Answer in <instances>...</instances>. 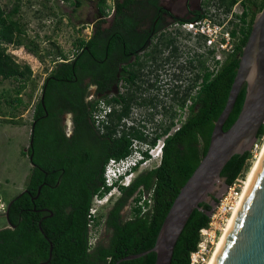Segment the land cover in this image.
Masks as SVG:
<instances>
[{
	"label": "trees",
	"instance_id": "trees-1",
	"mask_svg": "<svg viewBox=\"0 0 264 264\" xmlns=\"http://www.w3.org/2000/svg\"><path fill=\"white\" fill-rule=\"evenodd\" d=\"M20 1L16 0L14 7L8 11H5L0 4V77L22 80L14 97L7 100L9 105L14 106L22 103L19 97L20 90L24 87V82L31 78L30 66L17 63L5 48L7 43L17 45L22 43L19 36L24 30L14 17L19 10ZM66 1L76 7L81 3L80 0ZM236 1L219 0L222 5L226 6V12ZM135 2L138 0H124L123 3L120 0H113L117 10L115 20L119 22L118 14L124 5L129 6ZM241 2L244 6L242 13L236 15L239 20L233 23L230 29L231 35L238 37L234 51L225 57L216 72L208 71L204 61L201 58L198 59V71L192 86L198 83L200 87L194 95L190 96L189 113L180 127L165 138L159 166L137 173L129 185L119 187L120 196L105 214L104 222L111 232L106 244L103 242L92 244L89 235L91 219L89 210L93 197L96 194L102 197L110 190V187H103L105 163L111 157L120 158L126 155L129 152L132 138L145 139V137L135 125L129 127L122 125L121 130H117L121 119L129 115L131 108L130 100L123 102L120 96L111 100L106 98V104L113 101L115 104L123 103V105L112 106V110L107 114L109 123H106L104 130L99 133L100 129L95 127L92 119V111L96 108L95 102L85 100L87 84L82 85L79 78L78 65H80L81 58L89 53L84 50L78 54L76 61H68L64 53L59 51L61 52L59 56L62 57L54 62V66L46 76L43 104L39 97L34 105L32 120V123L35 122L34 144L36 146L38 137L41 136L38 131L42 120L58 112L71 110L74 114L73 120L77 123L76 131L92 130L98 137L97 156L104 157L99 182L87 188L82 180H75L77 177L68 176L71 170L67 162L76 166L82 164L85 162L84 156L89 149L82 142L80 144L79 141H75L77 140L76 135L68 138L62 133L60 137L63 141H73L79 146L67 152L68 156L62 159L63 163L54 166L41 163L48 175L44 176L43 173L34 170L31 176L32 183L6 202L9 223L7 222V226L0 228V264H38L41 261H47L45 264L155 263L154 252L130 259L122 258L142 253L153 247L162 222L179 189L192 174L207 150L214 122L225 106L242 47L255 17V13L250 10V7L255 4L254 1L241 0ZM263 4L264 0L259 6V11ZM97 8L100 14L98 24L102 25L106 22V15L109 12L106 0H97ZM129 15V20L136 16L135 13ZM204 15L196 11L189 19L182 18L180 21L196 20ZM106 33L104 45L110 38L107 49L109 58L114 48L113 43L121 37L120 27L106 28ZM74 44L75 50L88 46L96 59L104 56L103 50L99 53L94 50L92 40L77 37ZM28 50L34 52V49L30 47ZM117 67L118 61L115 60L111 67L113 77L117 73ZM105 88L109 89L100 85L98 92ZM245 92L246 86L243 85L223 125L224 130L237 118ZM133 101H135L134 98ZM170 129L169 125L165 126L161 129V133H156L155 138L166 134ZM263 135L264 123L258 130L257 139L260 140ZM251 157V151L248 150L241 154H234L227 161L220 173L225 186L230 185L240 173L243 174L248 170ZM34 160L38 162L36 158ZM59 166L64 167V173L58 177L54 171ZM77 169L80 171L83 166H78ZM39 183L42 186L37 194ZM148 192L151 193V202L144 200L142 204H139L144 193ZM35 195L37 197L33 199ZM210 198L214 204L217 203L216 196L211 194ZM129 199L133 200L131 216L123 218L121 211ZM211 201L200 202L198 207L191 212L177 239L170 264H189V254L196 249L199 232L208 224L213 205ZM143 208L146 210L144 211Z\"/></svg>",
	"mask_w": 264,
	"mask_h": 264
},
{
	"label": "flooded vegetation",
	"instance_id": "flooded-vegetation-1",
	"mask_svg": "<svg viewBox=\"0 0 264 264\" xmlns=\"http://www.w3.org/2000/svg\"><path fill=\"white\" fill-rule=\"evenodd\" d=\"M120 1L124 2V0ZM177 1L138 0L132 5H124L118 14L119 22L115 20L117 10L113 4L111 12L106 15L104 24L99 25L93 22L90 24L89 35L84 38L92 40L94 50L98 53L103 50L104 56L96 59L88 46H85L75 50L71 57L67 59L68 61H76L78 54L82 51L86 50L89 53V55H84L81 58L80 65H78L81 83L82 85L87 84L86 101L95 102V106L100 101L106 105V98L111 100L120 96L123 102L130 100L132 104L134 98L135 105L138 108H143L147 113L150 112V109L153 113H156V106L163 105L162 111H165V109L171 111L175 106L178 109L186 106V102L191 96V90L195 88L194 95L200 85L194 86V84L192 86L193 83L190 81L191 50L187 41L189 34L182 32L175 23L182 18L189 19L196 11L202 14L210 11L217 12V10L226 11V6L218 1L217 6L220 5L221 8L214 7L210 10L211 8L203 7L200 9L203 0H186L185 5L187 6H193L197 1L198 9H194L190 16L179 17L174 13L177 10ZM238 3L239 0L231 6L228 12H233ZM177 11H180V9ZM131 13H135L136 16L129 20V14ZM111 27H120L121 37L113 43L114 48L108 58L107 49L110 38L107 44L105 42V45L104 41H106V28ZM115 60L118 61V67L117 73L113 77L111 67L112 62ZM45 80L46 77L41 85V94L45 91ZM100 85L109 89L106 90L105 88L103 91L98 92ZM107 105L111 106L112 110V106L123 105V103L115 104V102L110 101ZM45 115H47L46 111ZM73 116L71 110H65L42 120L38 131L41 136L38 137L36 146L33 140L34 122L33 130H30L26 150L29 162L26 186L32 183L31 176L34 170L47 176L48 173L42 167V164L54 166L63 163L62 159L68 156L67 152L71 148L79 146L78 143L73 141H63L60 137L62 133L68 138L76 135L77 140L75 141H79L80 144L82 142L89 149V152H86L84 156L85 162L78 165L83 166L82 170L79 171L78 166L67 162L71 170L68 176L77 177L75 180H82L87 188H91L99 182L104 157L99 158L97 156L98 137L92 130L76 131L77 123L73 120ZM146 118L148 119V115ZM54 173L59 177L64 173V167L59 166ZM41 186L42 184L39 183L38 187ZM212 195L218 197L216 194ZM36 197L37 195L33 199ZM208 201H211V198ZM100 242L97 241L94 244Z\"/></svg>",
	"mask_w": 264,
	"mask_h": 264
},
{
	"label": "rangeland",
	"instance_id": "rangeland-1",
	"mask_svg": "<svg viewBox=\"0 0 264 264\" xmlns=\"http://www.w3.org/2000/svg\"><path fill=\"white\" fill-rule=\"evenodd\" d=\"M78 7L66 0H21L19 2V10L15 14V18L19 21L23 28V33L19 36L22 43L13 44L7 43L5 48L13 59L23 65L27 64L31 68V78L24 82V87L20 90L19 97L22 99L20 105H9L7 100L14 97L16 89L22 83L20 79L9 78L2 79L0 77V196L6 203L13 196L19 194L26 186V175L28 172V160L26 150L29 143L31 123L33 120L34 105L40 97L41 85L44 78L50 73L54 62L59 61V54L62 51L65 57L69 58L76 49L74 44L77 37H86L91 30L90 24L98 23L100 14L97 8V0H80ZM219 0H203L200 9L203 7L221 8L217 6ZM254 6L250 7L255 15L259 12V6L263 0H252ZM16 0H0V4L5 11L14 7ZM197 2V1H196ZM196 2L193 6L185 5L186 0H178L176 8L180 11H174L179 17L190 16L194 9H198ZM106 4L111 12L113 0H106ZM241 0L234 7L235 13H240L243 10ZM218 12L221 10H217ZM104 24V23H103ZM232 28V27H228ZM183 32V31H182ZM187 41L190 46V81L194 83V77L198 71V59L204 61L205 58L199 49L202 48L201 43H196L191 34L188 35ZM28 47L34 49L30 52ZM36 47V48H35ZM190 60V61H191ZM195 84L194 86H197ZM191 90V95L194 93ZM166 100V99H165ZM157 111L147 113L143 108H138L134 101L131 104L128 116H124L117 130H121V126H127L129 123H136V128L143 134L147 132H158L166 125L167 117L170 119L177 118L180 113L178 107L175 106L173 110L162 111V106H156ZM144 124L140 125V119H143ZM148 115V119L146 116ZM155 119H162V122L155 123ZM169 119V120H170ZM164 120L165 123H164ZM142 129V130H141ZM150 135V134H148ZM259 148L254 151L250 161L249 167L246 171L247 178L252 170V167L257 159V155L264 144V135L260 140ZM139 171L135 172L137 175ZM247 180V179H246ZM224 179L221 178L216 183L211 194L220 196L224 191ZM112 195H107L101 199L96 215V219L90 223L89 235L92 244L97 241L106 242L110 237V230L105 227V214L112 206L114 201L120 196V192L113 190ZM133 200L129 199L126 206L122 210V217L128 218L131 216V208ZM232 215V214H231ZM229 219V218H228ZM7 226L5 215L0 213V228ZM226 226V225H225ZM224 226V227H225ZM223 232V229H222ZM218 231L217 238L221 235ZM219 237V239H220ZM219 239H216L219 241ZM216 243V247L218 244ZM215 247V248H216ZM215 250V249H214ZM213 254V253H212ZM211 259V257H210Z\"/></svg>",
	"mask_w": 264,
	"mask_h": 264
},
{
	"label": "water",
	"instance_id": "water-1",
	"mask_svg": "<svg viewBox=\"0 0 264 264\" xmlns=\"http://www.w3.org/2000/svg\"><path fill=\"white\" fill-rule=\"evenodd\" d=\"M243 85L246 86V92L242 107L234 122L224 130L223 125ZM43 100L44 93L40 95L42 104ZM263 123L264 4L255 15L242 47L225 106L214 122L207 150L174 198L155 244L142 253L122 259L154 252L156 255L154 264H170L177 239L191 212L200 202L210 200L213 188L221 179L220 173L224 165L234 154L251 149ZM33 127L34 122L31 130ZM40 188L38 187L37 193ZM211 203L214 205L213 201ZM7 209L5 218L9 223ZM50 256L51 244L49 259ZM45 263L47 261L38 264ZM212 264H264V154Z\"/></svg>",
	"mask_w": 264,
	"mask_h": 264
},
{
	"label": "built area",
	"instance_id": "built-area-1",
	"mask_svg": "<svg viewBox=\"0 0 264 264\" xmlns=\"http://www.w3.org/2000/svg\"><path fill=\"white\" fill-rule=\"evenodd\" d=\"M240 14L241 12L238 14L234 11H210L196 20L178 21L175 24L183 32L191 34L192 39L196 43L202 44L203 49H199V51L202 52L200 54L207 57L204 59L206 69L210 72H216L221 67L225 57L234 51L238 42V37L232 36L230 28L228 27H232L233 23L238 22L239 19L236 15ZM209 51H211V53H209ZM190 105L191 99L186 102L184 108L178 109V111L182 113V116L180 114L179 117L175 119L167 117L168 120H164V123L165 121L167 122L164 126L169 125L171 127L170 131L166 134H161V136L155 138L157 132L145 131V134H143L145 139H131L129 152L126 155L120 158L111 157L107 160L103 170V187H110V190L102 197L97 194L94 195L89 210V215L91 216L90 223L93 222V217L97 214V206L101 204V199L107 195H112L111 192L113 190L120 192V186L129 185L131 180L135 177L136 171L141 172L159 166L163 155L165 138L180 127L189 113L188 106L190 107ZM165 107L167 108L166 103ZM110 111L111 106L105 105L101 101L92 111L94 125L99 128L101 132L104 130L106 123H109L107 114ZM139 117H143V119H140V125L144 124L145 117L143 115ZM159 122H162V119H155V123ZM131 125L136 126V123L131 121L126 127ZM158 132L161 133V130ZM153 138H155V140L152 142ZM257 140L249 150L252 155L254 151H257L259 148V142ZM245 175L246 172L243 174L240 173L230 185L225 187L224 191L218 197L217 203L213 205L210 211L207 226L202 228L199 232V241L196 249L189 254V264H207L209 261L218 241L216 239L220 237L217 238L218 231L220 232L221 230L222 233V229L226 225L228 218L231 217L236 205L240 202L247 179ZM150 194V192L144 193L139 204H142L144 200L150 203ZM6 209L7 204L0 196V213L4 215ZM143 210L145 211L146 208H143Z\"/></svg>",
	"mask_w": 264,
	"mask_h": 264
},
{
	"label": "bare ground",
	"instance_id": "bare-ground-1",
	"mask_svg": "<svg viewBox=\"0 0 264 264\" xmlns=\"http://www.w3.org/2000/svg\"><path fill=\"white\" fill-rule=\"evenodd\" d=\"M263 154H264V144H263L261 150L259 151V153L257 155V159L255 160V163H254V165L252 167V170H251V172H250V174H249V176H248V178H247V180L245 182V185H244V188H243V193H242V196L240 198V202H239V204H237L238 206L236 205V208L234 209L231 217H229V219L227 220L226 226L223 227V232H222V235H221V237H220V239L218 241L217 247L215 246L216 248L213 251V254L211 255V259H209L207 264H212L213 261L215 260V257H216V255H217V253H218V251H219V249L221 247L222 241H223V239H224V237H225V235H226V233L228 231V228H229V226H230V224H231V222H232V220H233V218L235 216V213H236V211H237V209H238V207H239V205H240V203H241V201L243 199V196H244V194H245V192H246V190H247V188H248V186L250 184V181H251V179H252V177H253V175H254L257 167H258V164H259Z\"/></svg>",
	"mask_w": 264,
	"mask_h": 264
}]
</instances>
